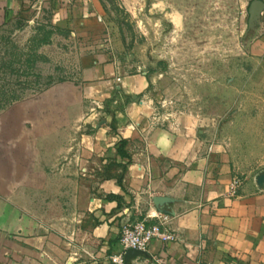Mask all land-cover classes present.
<instances>
[{
    "label": "crops",
    "instance_id": "obj_1",
    "mask_svg": "<svg viewBox=\"0 0 264 264\" xmlns=\"http://www.w3.org/2000/svg\"><path fill=\"white\" fill-rule=\"evenodd\" d=\"M105 3L0 0V29L39 18L76 28L102 20ZM125 66L113 51L84 56L70 80L0 111V264H112L121 226L159 214L179 239L127 264H264V168L229 196L228 155L205 130L149 127V76Z\"/></svg>",
    "mask_w": 264,
    "mask_h": 264
},
{
    "label": "rangeland",
    "instance_id": "obj_2",
    "mask_svg": "<svg viewBox=\"0 0 264 264\" xmlns=\"http://www.w3.org/2000/svg\"><path fill=\"white\" fill-rule=\"evenodd\" d=\"M251 1L106 0L102 20L76 28L48 18L20 20L17 32L7 25L0 29V111L70 80L82 57L113 51L126 70L149 76V127L185 125L194 138L205 130L236 174L251 177L264 168V56L253 49L264 45V8L252 18Z\"/></svg>",
    "mask_w": 264,
    "mask_h": 264
},
{
    "label": "built area",
    "instance_id": "obj_3",
    "mask_svg": "<svg viewBox=\"0 0 264 264\" xmlns=\"http://www.w3.org/2000/svg\"><path fill=\"white\" fill-rule=\"evenodd\" d=\"M119 80V78H117ZM212 144L207 146V152H211ZM243 178L235 174L228 184V195H237L239 187L242 185ZM155 221H148L146 218L137 219L123 224L119 231V243L122 251L109 257L112 264H124L123 255L128 248H135L147 252L151 241H161L163 243L178 240V234L169 227L170 218L167 214L157 215ZM155 262L161 264L162 259L154 258ZM196 264H212L205 261H197Z\"/></svg>",
    "mask_w": 264,
    "mask_h": 264
},
{
    "label": "water",
    "instance_id": "obj_4",
    "mask_svg": "<svg viewBox=\"0 0 264 264\" xmlns=\"http://www.w3.org/2000/svg\"><path fill=\"white\" fill-rule=\"evenodd\" d=\"M264 8V3L261 0H253L251 1L249 7H248V13L252 18L256 16L262 9ZM255 182L258 187L262 188L264 186V171L257 174L255 177ZM156 199H160L157 197ZM138 256H144L148 257V253L142 250H138L135 248H128L126 249L124 255H123V260L124 264H127L129 259H132L134 257Z\"/></svg>",
    "mask_w": 264,
    "mask_h": 264
},
{
    "label": "trees",
    "instance_id": "obj_5",
    "mask_svg": "<svg viewBox=\"0 0 264 264\" xmlns=\"http://www.w3.org/2000/svg\"><path fill=\"white\" fill-rule=\"evenodd\" d=\"M122 143H123V141H122Z\"/></svg>",
    "mask_w": 264,
    "mask_h": 264
}]
</instances>
